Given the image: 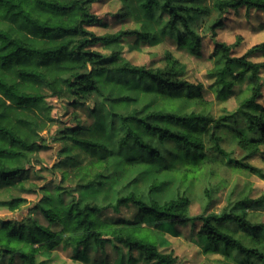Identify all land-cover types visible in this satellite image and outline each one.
Wrapping results in <instances>:
<instances>
[{"label":"trees","instance_id":"16d2710c","mask_svg":"<svg viewBox=\"0 0 264 264\" xmlns=\"http://www.w3.org/2000/svg\"><path fill=\"white\" fill-rule=\"evenodd\" d=\"M99 1L0 0V185L6 191L14 188L39 191L41 200L33 209L46 220L43 223L37 215L26 214L0 220V253L8 256L9 264H15L18 259L23 264H48L56 248H65V245L52 239L53 232L42 227V224L55 221L53 228L63 224L62 231L72 232L70 238L73 245L69 247L104 249L114 239L127 240L129 248L138 246L147 261L155 259L156 264H172L169 256L170 250H173H167L171 246L167 237L159 239L147 228L134 230L124 219L105 220L104 231H97L101 226L92 218L97 208L91 204L79 207L84 200L77 196L78 190L100 188L109 178L107 151L98 158L77 164L73 169L61 170L56 164L53 173L59 175V183L56 179L51 183L45 177L44 184L39 185L31 178L42 176L36 169V163L39 162L40 151L47 147L44 130L55 121L49 97H56L75 107H82L91 101L94 106L90 108V113L98 119L105 111L106 104L94 95H104L99 77L117 78V73L122 70L117 65L123 53L121 50L105 53L96 49V45L108 49L113 45H122L128 35H136L137 44L154 39L160 41L162 37L179 33L176 36L179 46L183 48L191 41L189 50L199 55L206 36L198 35L193 27L200 29L209 19L216 17L211 24L213 63L207 71L214 78L210 84L214 97L205 95L203 82L185 79V65L180 68L181 61L176 60L178 67L173 73L174 78L167 81L165 92L160 93L163 97L161 105L147 118L141 115L143 109L138 111L136 108L138 95L104 97L113 106H121L120 111L111 113L109 131L116 135L126 127L127 138L139 136L141 132L152 136L159 132L161 140L168 137L169 140L174 139L178 147L183 146L175 154L169 150L173 160L183 153L184 161L180 167L171 161L162 163L155 148L147 156L122 154L121 160L125 167L139 165L152 170L158 165L156 171L160 173V169H163L162 173L177 172L178 184H186L193 189L203 188L201 199L209 197L203 209L208 215L196 217L197 221H204L203 227L198 222H194L193 226H198L194 236L198 235L201 241L206 238V243L201 245L204 253L221 254L223 258L217 261L224 264H264V221L254 220L251 212V207L264 204V196L254 197L250 193L246 196L242 194L238 199L229 196L221 210L210 211L216 194L226 187L229 177L234 174H260L264 179L259 166L250 161L258 155L264 161V104L260 101L264 90V60L251 59L256 54H264V41L237 56L233 50L240 38L233 44L217 39L218 29L226 24V15L230 11L245 7L247 11L256 9L264 12V0H214L211 5H195L194 0H144L143 3L140 0H122L118 16H131L140 24L143 13L146 24H140L136 29H120L105 34H98L89 28L100 22V17L93 12V5ZM134 1H137V7H132ZM159 24L164 25L159 33L141 30ZM179 25H183V31ZM171 56L172 53H166V58ZM129 63L132 62L129 60ZM150 75L155 76V73ZM133 87L142 93H152L150 85L141 88L134 84ZM231 93L237 100L235 109L220 107L216 115L197 111L201 106L225 102ZM121 112L127 114L121 115ZM147 120L153 123H147ZM82 130L81 126H73L64 131L59 129V133L62 139L74 141L81 149L90 152L107 150L97 141L80 137ZM208 133H211L210 139H217V147L211 156L203 151L198 157L190 155L203 149L204 145L198 142V138ZM218 133L223 135L217 137ZM221 144L225 147H220ZM70 175L73 179L79 178L75 184L67 183ZM214 180L221 182L213 184ZM166 182L153 181L149 194L154 191L160 193ZM28 183L31 186L27 188ZM125 186H129L128 183ZM26 202L27 198L22 195L11 194L0 198V206L12 211L22 209ZM194 202L191 197L183 201L184 204ZM186 210L172 205L167 215L181 217L184 223L192 219L183 216ZM151 211L165 215L160 209ZM223 228H228L232 234L221 230ZM169 231L177 234L175 229ZM41 241L47 243V247L37 255V247H45Z\"/></svg>","mask_w":264,"mask_h":264},{"label":"rangeland","instance_id":"374dc122","mask_svg":"<svg viewBox=\"0 0 264 264\" xmlns=\"http://www.w3.org/2000/svg\"><path fill=\"white\" fill-rule=\"evenodd\" d=\"M214 0H194L193 3L195 5H211ZM123 6L122 0H101L96 2L93 5V12L96 13L100 17V22L89 27L91 30L95 31L98 34H105L109 32H116L120 29H136L140 27L139 23H136L133 20V17L128 16L126 18H120L118 13ZM137 7V1L132 3V7ZM262 11L252 9L247 11L245 7L240 8L238 11H230L226 17V24L218 29L217 39L225 41L229 44H233L237 41L239 42L236 46H234L233 53L234 55L241 56L245 54L250 47L257 43H261L264 41V35L261 34V31L264 30V24H260L259 27L253 25L251 28L245 26V22L241 20V17H248L247 23H251L253 18H259V15ZM236 21V23H234ZM133 35H128L126 37H130ZM136 36V35H135ZM166 37V36H165ZM125 38V37H124ZM137 39V36H136ZM133 40L131 46L127 49V54H131L130 61H136L138 64L143 65L148 62L149 57L152 54V48L154 44H158L160 41L154 39L152 41H139L136 44L137 40ZM126 43L125 39L122 41V45ZM96 49L104 51L107 48L102 45H96ZM180 49L182 47L178 46L177 51L180 53ZM214 49V40L213 38H209L206 36L203 40L201 52L199 55L192 53L190 50L187 53H181L184 58L191 55L193 60L191 63H196L199 61L196 68H190L187 63H185V77H189V73H192L188 79L191 81H201L205 86V95L208 98H213V92L210 89V84L214 81V78H211L208 75V69L212 66L213 59L211 58L212 52ZM134 53V54H133ZM166 56V54H165ZM251 59L255 61H263L264 54L259 53L251 57ZM208 61H212V63H208ZM155 63V60L151 61ZM199 75H196V73ZM264 75V73H263ZM107 75H102L99 77L101 84L109 90V95L112 97H119L121 95H138L139 103L144 100L147 95L151 93H142V91L134 88V83L129 82L128 80L122 79L121 77L112 78L109 80ZM194 77V78H193ZM121 92L120 95H112L113 92ZM49 101L53 105L52 115L55 119L54 122H51L48 127L44 130V135L47 137V147L40 151L39 153V162L36 163V169L40 171L41 177H32V182L37 183L39 185L44 184L45 177L49 178L48 181L51 183L57 179V175L53 173L55 170V165H59L61 170L64 169H73L79 163H85L93 158H98L104 152L107 151V156L110 159V164L114 163V170H109L110 176L106 180L105 184L94 190H78L76 194H80L78 197L82 200L88 199L91 194H99L106 186L112 187L116 182H126L128 185H132L134 183H138L141 179L144 182H153L155 180L167 181L164 189L159 193L162 196L168 195L167 189L178 184L179 176L177 172L171 173H160L156 171L153 174L152 170L147 166H129L125 167L121 160L120 153L113 151L112 149L107 148L103 143L104 134L108 133L110 136H113L109 131L110 122L105 123L106 117L104 115L105 111L101 112L98 117H95L90 113V108L94 106L93 102L86 103L82 107H75L73 105H69L66 101L58 100L56 97H49ZM260 101L264 104V90ZM132 105L134 103H131ZM161 101L156 107H160ZM218 109L220 107H226L229 110L235 109L237 107V100L233 93H231L228 99L225 102L217 103ZM117 111H120V105H114ZM81 114L85 115L88 120H93L95 118L94 124H88L82 122L80 117ZM77 127L81 126L83 128L80 137H85L91 141H97L103 144L107 150H98L94 152H90L84 149H81L76 145L74 141L62 139L61 134L59 133V129H63V131L69 127ZM62 133V132H61ZM74 148L79 149V151L72 155ZM237 155L239 152L236 153ZM250 161L259 166V162H264L260 155L253 157ZM155 169L159 168L158 165L154 167ZM57 169L58 166H57ZM245 179L244 175L241 173L234 174L227 183L226 187L221 189L215 196L214 202L210 208L212 210H221L226 204L229 196L233 198L236 196L237 190L241 188V181ZM262 179V178H261ZM54 180V181H52ZM252 181L248 180L244 184V189L247 191L248 187L251 185ZM125 184V185H126ZM31 186V183L27 184V188ZM26 188V189H27ZM259 189H252V191L248 192L252 196L256 197V192ZM11 194L14 195H22L27 198V202L22 209L12 211L6 207L0 206V220L7 218H15L21 217L22 214H26L30 211L37 215L41 219L43 223H46L45 218L38 213L35 209H33L35 204L41 200L40 192H29L28 190H22L18 188H14L10 191H6L5 187L0 185V198L9 197ZM194 211L199 213L200 206L194 202L193 204ZM204 209V208H203ZM251 212L253 213L252 217L257 221H264V204L251 207ZM38 213V214H37ZM123 219V218H121ZM105 220H108L107 218ZM119 220V219H117ZM116 221V220H111ZM187 226V225H185ZM60 227L56 225L54 228ZM198 226L195 228L192 227L191 231L194 236V233L197 231ZM177 230V234L171 233L169 237H167L171 246L167 248V250L172 249L173 251H179L182 247L180 243H177V236L179 231ZM187 239V238H186ZM111 243H107L104 249H94L87 247H79V248H71L70 251H65L64 247H58L54 250L58 254V256H51L48 259V264L50 260H60L61 264H137L139 259H144L142 253H140V257H135L129 255L128 253H123L119 246H114L109 249V245ZM133 249L129 248V252H132ZM192 249L189 247H184L182 254L191 253ZM127 257V259H126ZM0 264H9V258L7 255L0 253ZM43 258V257H42ZM223 256L218 253H204L202 251H196L193 253V260L195 264H224L218 259H222ZM15 264H23L19 259L15 261ZM185 264H189L188 261H185Z\"/></svg>","mask_w":264,"mask_h":264},{"label":"clouds","instance_id":"9594fccd","mask_svg":"<svg viewBox=\"0 0 264 264\" xmlns=\"http://www.w3.org/2000/svg\"><path fill=\"white\" fill-rule=\"evenodd\" d=\"M141 3L144 0H140ZM159 15V13H157ZM216 17L209 19L207 23L200 29H196L193 27V30L197 32L198 35H205L211 38V24L215 22ZM241 20L245 22V26L251 28L253 25L257 27L260 24H264V12H261L259 18H253L251 23H247L248 17H241ZM140 24H146V21L143 18V13L140 16ZM166 23V21H165ZM236 23V21H234ZM163 24L156 25L155 27L147 26L143 27L141 30L144 32H152L159 33L160 29L163 28ZM181 31H183V25H179ZM261 34L264 35V30L261 31ZM179 33H175L166 37L160 38V42L158 44H154L152 48V54L149 57L148 62L143 65L138 64L136 61L129 63L131 59V54H127V49L131 46L132 41L136 39V36L125 37L126 43L124 45H113L112 47L106 49L107 53H112L116 50L122 51V58L117 65L122 70L117 73L119 77L122 79L128 80L131 83L138 85L139 87H143L144 85H150L152 88V93L147 95L144 100L136 105L137 110L143 109L141 115L147 118L152 112L156 111V105L160 103L162 100V96L160 93H164L167 87V81L173 79V73L177 70V65L175 64L176 60H180L181 64L180 68H183V65L187 63L190 68H196L199 61L196 63H191L193 57L191 55L184 58L181 53H187L191 47V41L185 43L183 48L180 49V53H178L177 48L179 46V41L176 39V36ZM166 53H172L171 58H166ZM134 54V53H133ZM219 58V57H217ZM155 60V63L151 61ZM208 63H212V61H208ZM140 68V71H135L134 69ZM155 73V76L150 75ZM196 75H199L197 72ZM192 76V73H189V77ZM189 77H184L185 79ZM179 79V77H175ZM194 78V77H193ZM101 91L104 92V95H98L97 98L106 104L105 108V123L110 122L111 113L113 111H117L111 103L105 101L104 97L109 95V90L106 88H102ZM112 95H120L121 92H113ZM92 103L91 101L89 102ZM218 105L213 103L211 106H201L197 108L198 112H205V114L211 113L213 115L217 114ZM127 112H121V115H126ZM82 122L88 124H94L95 118L93 120H88L87 117L81 114L80 117ZM147 123H153L152 120H147ZM143 127V126H142ZM128 129L125 127L122 131H118L116 135L110 136L108 133L104 134V139L102 143L109 149L121 154H137L140 156H147L151 149L155 148L158 150L160 157L162 158V163H169L170 161L175 164L176 167H180L184 161V155L181 152L180 156L176 157L173 160L172 155H170L169 150L172 154L180 151V147L177 145L176 141L169 140L168 137H165L164 140L160 139V133L157 132L155 136L145 135L143 132L139 134V136H133L131 138L126 137ZM223 135L222 133H218L217 137ZM211 133H208L206 136H202L198 138V142H202L204 147L203 149L197 150L190 155L199 156V152H207L211 156L212 151L217 147V139L211 138ZM140 140L142 142L138 143ZM69 143H71L69 141ZM220 147H225V145L221 144ZM79 149L74 148L72 155H75ZM114 163L109 165L108 170H114ZM260 173H264V162H259ZM161 173L163 169H160ZM153 174L156 173V169H152ZM82 174V173H81ZM245 179L241 181V188L237 190L236 196L233 199L241 198V195H248V192L252 191V189L258 188L259 190L256 192V197L264 196V179H261L260 174H249L244 173ZM91 179V177H88ZM78 177L73 179L70 175L67 183L75 184L78 181ZM231 180V177H229ZM251 180L252 183L248 187L247 191L244 189V184ZM56 182L59 183V175H57ZM221 181L214 180L213 184L219 183ZM204 183H207L204 181ZM126 182H116L112 187H105L99 194H91L88 199H86L79 207L85 208L86 205L91 204L92 206L97 208L96 213L93 215V219L96 220L97 225H100L97 231H104L103 224L105 219L107 218L109 221L117 220L123 218L127 223L133 226L134 230H143L147 228L153 234H155L159 239H163L169 237L171 232L169 229H182L179 231L177 236V243L182 245L179 251H171L169 259L172 264H185V261H188L189 264H195L193 260V253L199 251L202 253V244L206 243L205 240L201 241V238L197 236H193L192 227L194 222H198L200 227H203L204 221H197V215H205L208 213H204L203 208L206 205L209 197L204 196L201 199V193L203 192L202 187H197L195 189L189 187L186 184H178L172 186L167 189L168 195L162 196L158 192H152L149 194V188L152 187L151 182H144L142 179L138 183H134L129 186H125ZM211 187V185H209ZM195 193V195H193ZM80 194L78 193L77 196ZM127 197V199H124ZM192 198L199 206L200 211L196 213L194 211V207L192 204H184L183 201L189 200ZM214 198V196L212 197ZM71 199V197H69ZM147 205V207H145ZM172 205H177L180 207H184L187 210L183 213L184 217H191L185 221L181 222V217L169 216L167 213L172 210ZM152 209H160L165 212V215L161 216L159 211H151ZM230 210V209H229ZM147 213V214H146ZM65 213H61L64 215ZM26 215H33L34 213H26ZM59 218V217H58ZM55 221H52L47 224H42V227H47L50 232H53L54 235L52 237L53 240H57L60 245H65V251H70L71 248L69 246L73 245L72 232L71 231H62L63 224L60 227L53 228V224ZM187 225V226H185ZM223 231L228 232L229 235L232 233L228 228L221 229ZM198 231V229H197ZM79 234V233H78ZM187 238V239H186ZM199 241V243H197ZM45 244L44 248L37 247V255L42 253L47 247V243L41 241ZM119 246L123 253H128L129 255L140 257L141 250L138 246L132 245V252H129V243L127 240H112L109 245V249L114 246ZM159 246V245H158ZM221 248H223V243H221ZM184 247H189L192 249L191 253L182 254ZM53 256H58L56 252H53ZM2 259V258H0ZM127 259V257H126ZM159 259V257H157ZM49 264H61L60 260H50ZM137 264H156V260H152L151 262L146 259H139Z\"/></svg>","mask_w":264,"mask_h":264}]
</instances>
